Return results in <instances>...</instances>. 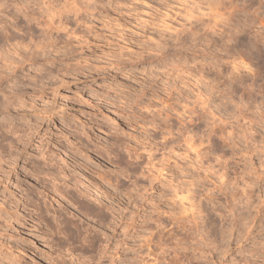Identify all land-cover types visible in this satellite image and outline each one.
<instances>
[{"label":"rangeland","instance_id":"rangeland-1","mask_svg":"<svg viewBox=\"0 0 264 264\" xmlns=\"http://www.w3.org/2000/svg\"><path fill=\"white\" fill-rule=\"evenodd\" d=\"M242 37L264 0H0V264H264Z\"/></svg>","mask_w":264,"mask_h":264},{"label":"bare ground","instance_id":"bare-ground-1","mask_svg":"<svg viewBox=\"0 0 264 264\" xmlns=\"http://www.w3.org/2000/svg\"><path fill=\"white\" fill-rule=\"evenodd\" d=\"M232 2H233V1H232ZM234 2H235V1H234ZM229 3H230V2H229ZM230 4H231V3H230ZM230 4H228V5H230ZM232 4H233V3H232ZM230 6H231V5H230ZM230 6H228V8H230ZM240 8H241V7H240ZM228 10H229V9H228ZM236 10H237V8H236ZM240 10H241V9H240ZM231 11H232V10H231ZM231 11H230V12H231ZM233 11L235 12V10H233ZM237 12H239V11L237 10ZM227 13H228V12H227ZM231 14H232V13H231ZM233 14H234V13H233ZM237 14H239V13H237ZM219 16H220V15H219ZM228 16H229V15H228ZM233 16H234V15H233ZM232 19H233V18H232ZM230 20H231V19H230ZM235 22H236V21H235ZM235 22H234V23H235ZM242 22H244V21H241V23H242ZM244 23H245V22H244ZM244 23H243V24H244ZM239 24H240V23H239ZM245 24H246V23H245ZM228 25H229V24H228ZM229 26H230V25H229ZM229 26H228V28H229V30H231L232 28L230 29ZM233 26H234V25H233ZM247 27H248V26H247ZM238 28H240V26H239ZM243 28H244V27H243ZM243 28H242V27L240 28V29H241L240 31H241L242 33L244 32V30L242 31ZM245 28H246V27H245ZM236 29H237V28H236ZM240 31H238V32L241 33ZM246 31L249 32L247 28H246ZM235 32H236V31H235ZM239 33H238V35H239ZM244 34H245V33H244ZM246 36H249V35L247 34ZM248 38H249V37H248ZM249 39H250V38H249ZM254 39H255V38H254ZM254 39H252V37H251V40H254ZM235 40H237V37H236ZM241 40H246V41L248 42V39H247V38L245 39V38L242 37ZM241 40H240V41H241ZM258 40L260 41V39H258ZM233 41H234V40H233ZM233 41H232V42H233ZM246 41H245V43L247 44V46H248V47H251V48H248L249 51H250V49H252L254 52H257L256 54L259 53L258 56H259L260 58H261L262 54H263V56H264V44L261 43L262 46H260V48H259V45L256 44V43H257V40H255V41H249L248 43H247ZM238 42H239V41H238ZM242 42H243V41H242ZM260 42H261V41H260ZM260 42H259V43H260ZM234 43H235V42H234ZM234 43H233V44H234ZM243 43H244V42H243ZM245 43H244V44H245ZM241 44H242V43H241ZM261 44H260V45H261ZM244 46H245V45H244ZM255 50H256V51H255ZM251 53H252V52H251ZM260 54H261V56H260ZM263 56H262V58H263ZM263 60H264V59H263ZM227 93H229V92H227ZM225 94H226V92H225ZM225 94H224V95H225ZM228 95H229V94H228ZM228 95H227V98H230V97H228ZM225 96H226V95H225ZM155 124H156V123H155ZM164 126H165V125H164ZM168 127H169V126H168ZM167 129H168V128H167ZM167 129H166V130H167ZM164 130H165V129H164ZM168 130H169V129H168ZM168 130H167V131H168ZM165 132H166V131H165ZM166 133H167V132H166ZM171 134H172V133H171ZM169 135H170V134H169ZM76 148H77V147H76ZM78 149H79V148H78ZM73 150H74V149H73ZM83 151H84V150H83ZM85 151H86V150H85ZM100 151H101V150H100ZM97 154H98V153H97ZM53 155H54V154H53ZM61 156H62V155H61ZM106 156H107V154H106ZM58 157H59V156H58ZM58 157H57V158H58ZM100 157H101V156H100ZM109 157H110V156H109ZM107 158H108V157H107ZM107 158H106V159H107ZM51 159H52V158H51ZM109 159H110V158H109ZM109 159H108V160H109ZM110 160H111V159H110ZM61 161H62V160H61ZM111 161H112V160H111ZM108 162H110V161H108ZM108 162H107V163H108ZM111 163H112V162H111ZM71 164H72V163H71ZM62 166H63V165H62ZM59 168H60V167H59ZM54 170H55V169H54ZM58 171H59V170H58ZM61 171H62V170H61ZM63 172H64V171H63ZM59 173H60V172H59ZM48 174H49V173H48ZM54 174H55V173H54ZM60 175H61V174H60ZM58 176H59V174H58ZM58 176H57V178H58ZM103 176H104V175H103ZM53 177H54V176H53ZM55 177H56V176H55ZM68 177H69V176H68ZM43 178H44V177H43ZM59 178H60V177H59ZM69 178H70V177H69ZM87 178H88V177H87ZM62 179H63V177H62ZM64 179H65V178H64ZM72 179H73V178H72ZM89 179H90V178H89ZM103 180H104V179H103ZM56 181H57V180H56ZM59 181H60V180H59ZM61 181H63V180H61ZM45 182H46V181H45ZM45 182H44V183H45ZM76 182H77V181H76ZM94 182H95V181H94ZM77 183H78V182H77ZM51 184H52V183H51ZM51 184H50V185H51ZM66 184H67V183H66ZM80 184H81V183H80ZM56 185H57V184H56ZM89 185H90V184H89ZM57 186H58V185H57ZM90 186H91V185H90ZM81 187H82V185H81ZM96 187H97V186H96ZM57 188H58V187H57ZM58 189H60V188H58ZM66 190H68V189H66ZM75 190H76V189H75ZM52 191H53V190H52ZM56 191H57V192H56ZM56 191H55V192H56V195H58V196H60V197H62L64 193H67V192L64 191L63 194H61L62 191L59 192L57 189H56ZM69 191H70V190H69ZM76 191H77V190H76ZM78 192H79V191H78ZM83 192H86L85 189L83 190ZM83 192H82V193H83ZM87 192H89V191H87ZM91 192H92V191H91ZM106 193H107V192H106ZM68 194H69V193H68ZM83 194H84V193H83ZM89 194H90V193H89ZM54 195H55V194H54ZM66 195H67V194H66ZM86 195H87V194H86ZM72 196H73V195H71V197H72ZM76 196H77V195H76ZM73 197H74V196H73ZM81 197H82V196H81ZM90 197H91V196H90ZM68 198H69V197H68ZM85 198H86V197H85ZM61 199H62V198H61ZM96 199H97V198H96ZM92 200H93V199H92ZM89 201H91V200H89ZM93 201H94V200H93ZM66 202H67V201H66ZM70 202H71V201H70ZM70 202H69V203H70ZM73 202H74V201H73ZM79 202H80V201H79ZM100 203H101V202H100ZM86 204H87V203H86ZM86 204H85V206H86ZM94 204L98 205L97 203H94V202H93V205H94ZM102 204H103V203H102ZM75 205H76V204H75ZM75 205H74V206H75ZM78 205H79V204H78ZM83 205H84V204H83ZM88 205H89V204H88ZM88 205H87V206H88ZM74 206H73V208H74ZM81 206H82V205H81ZM99 206H100V205H98V207H99ZM102 206H103V205H102ZM76 207H77V206H76ZM88 207H89V206H88ZM77 208H78V207H77ZM82 208H84V206H83ZM94 208H95V207H94ZM45 209H46V208H45ZM53 209H54V208H53ZM74 209H75V208H74ZM87 209H88V208H87ZM97 209H98V208H97ZM85 210H86V209H85ZM93 210H94V209H93ZM93 210H92V211H93ZM100 210H101V209H100ZM79 211H80V210H79ZM53 212H54V211H53ZM93 212H94V211H93ZM98 212H99V211H98ZM59 213H60V212H59ZM85 213H86V212H85ZM55 214H56V213H55ZM41 215H42V214H41ZM45 215H47V214H45ZM100 216H101V215H100ZM91 217H92V216H91ZM95 217H97V216H95ZM49 218H50V217H49ZM60 218H61V217H60ZM100 218H101V217H100ZM180 221H181V220H180ZM192 221H194V220H192ZM195 221H196V220H195ZM183 222H184V221H183ZM176 224H177V223H176ZM183 224H185V226H186L187 223H182V226H184ZM180 225H181V224H180ZM180 225H179V226H180ZM188 225H189V224H188ZM188 225H187V226H188ZM179 226H178V228H179ZM182 226H181V228H182ZM185 226H184L183 228H188V227H189V226H188V227H185ZM190 227H191V226H190ZM188 229H190V228H188ZM88 237H89V236H88ZM68 256H70V255H68ZM69 258H70V257H69ZM70 259H72V258H70ZM74 259H75V258H74ZM34 264H35V263H34Z\"/></svg>","mask_w":264,"mask_h":264}]
</instances>
